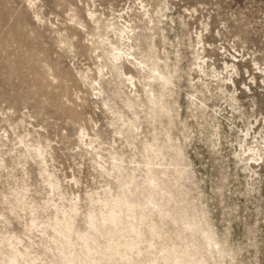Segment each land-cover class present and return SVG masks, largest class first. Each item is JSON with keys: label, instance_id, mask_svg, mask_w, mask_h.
I'll list each match as a JSON object with an SVG mask.
<instances>
[{"label": "rangeland", "instance_id": "obj_1", "mask_svg": "<svg viewBox=\"0 0 264 264\" xmlns=\"http://www.w3.org/2000/svg\"><path fill=\"white\" fill-rule=\"evenodd\" d=\"M96 19L177 70L171 120L99 92ZM263 72L264 0H0V264H264Z\"/></svg>", "mask_w": 264, "mask_h": 264}, {"label": "bare ground", "instance_id": "obj_2", "mask_svg": "<svg viewBox=\"0 0 264 264\" xmlns=\"http://www.w3.org/2000/svg\"><path fill=\"white\" fill-rule=\"evenodd\" d=\"M147 11L145 10V14H144L145 16L148 15ZM93 23L95 25H97L98 30L102 29V31H103V40H102V45L100 47L102 53L98 57H105V61H104V64L102 63V66L98 70V73L100 74V78L98 81V88L97 89L99 90V92L103 93V87H102L101 82H102L103 78L105 77L104 76V70L106 69L108 71V75H109V73L113 74L121 84H128L130 87H132L134 89L135 94H137L133 98H130V97L126 98V106L128 107V109H131L134 107H143L144 105L149 104L151 106L150 109L152 110V113H150V117L152 119H154L156 117L153 115H155V112H157V115L158 114L159 115H165L169 120H171L172 110L167 105L168 104L167 101H168V98L173 95V88L176 86L175 85V79L177 80V78H176V76H173V74L174 73L177 74V70L173 71L171 69L170 65L168 64L167 59L163 60L162 58H160L161 56L158 55L159 51H157L156 44L153 42L152 38H151V43L148 45V47L142 48L141 43L139 42L140 38L136 34V28L135 27L128 25L127 23L126 24L123 23V24L119 25L118 22H113V21L103 22V25L101 27L100 23H102V22L99 19H96ZM151 23H153V20L150 17V23L149 24H151ZM99 24H100V26H99ZM147 29L149 31H153L154 25H152L151 28H147ZM198 40H199V37H198ZM202 41H204V40H202ZM201 43L202 42H199L198 45ZM204 49H205L204 47H201L200 50L198 52H196L195 60L197 62V68L199 69L200 74H203L205 76L208 73L207 69H209V68H208V63H207V59H206L207 56L206 57L203 56L204 55ZM146 57H148V58L146 59ZM226 65L229 66L227 63H226ZM125 66L134 70L138 76H134L133 74L126 73L125 69H124ZM232 69L236 70V66L233 65ZM237 73L238 72H236V74ZM247 73H249V71H247ZM200 74H198V75H200ZM263 74H264V72H263ZM141 75L145 79L144 83H142L140 81ZM178 77H180V76H178ZM217 77H219V75ZM220 78H221V76H220ZM222 78H224V77H222ZM232 79L233 78L229 79L231 82L230 84L235 86V81H234L235 79L234 80H232ZM202 80H203V78H202ZM252 80L255 82L254 77ZM217 81H218V78H217ZM138 83L142 89V92L145 95L144 96L145 99H140V97L138 95V93H139L138 85H137ZM221 83L222 84H220V85H223V82H221ZM204 84H206V82ZM229 87H231V85ZM206 88H207V90L209 89V87H206ZM199 92H201V91H199ZM202 92L204 94V91H202ZM190 95H191V93H190ZM198 96H199V94H198ZM200 96H201V94H200ZM204 96L205 95H203V97ZM198 99H199V97H198ZM200 100L201 99H199L198 101H200ZM234 100L236 101V99H234ZM195 103H196L195 101H191L192 105H195ZM128 123H129L130 127L134 126L129 121H124V125H127ZM250 128H252V127H250ZM247 139H249V137ZM248 143L249 144H248L247 149H248L249 155H248L247 160L250 159V160L258 163L259 160L256 158L257 157H259V159L262 158L261 151L259 150L258 145H254V143L252 144V142L251 143L248 142ZM258 143H259V141H258ZM150 148L153 149L154 146L152 145V146H150ZM157 151L160 152V150H157ZM245 156H247V155H245ZM149 173L151 175L150 181L154 183V187L159 188L160 181L156 176L157 175L156 171L150 169ZM161 173L164 175L166 174L165 171H161ZM190 227H192V226H190ZM205 241H206V246L208 248H211L212 250L214 247L218 246V243L216 241H214L211 236H207L205 238ZM132 249H133V247H132ZM219 252L221 253L222 250L219 249ZM225 253H226V251H225Z\"/></svg>", "mask_w": 264, "mask_h": 264}]
</instances>
